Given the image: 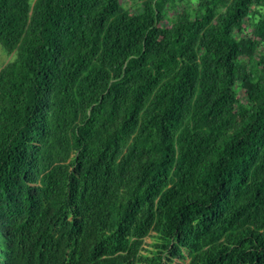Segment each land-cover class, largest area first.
I'll return each instance as SVG.
<instances>
[{
	"label": "trees",
	"instance_id": "obj_1",
	"mask_svg": "<svg viewBox=\"0 0 264 264\" xmlns=\"http://www.w3.org/2000/svg\"><path fill=\"white\" fill-rule=\"evenodd\" d=\"M123 1L0 0V264H264V0Z\"/></svg>",
	"mask_w": 264,
	"mask_h": 264
},
{
	"label": "rangeland",
	"instance_id": "obj_2",
	"mask_svg": "<svg viewBox=\"0 0 264 264\" xmlns=\"http://www.w3.org/2000/svg\"><path fill=\"white\" fill-rule=\"evenodd\" d=\"M137 1L138 0H124L123 2L126 6H135ZM10 57L11 55H7V51L0 44V68L10 59ZM150 241H151V238L147 236L145 238V244L147 245L148 243H150Z\"/></svg>",
	"mask_w": 264,
	"mask_h": 264
}]
</instances>
